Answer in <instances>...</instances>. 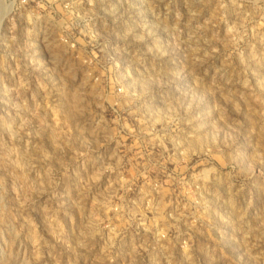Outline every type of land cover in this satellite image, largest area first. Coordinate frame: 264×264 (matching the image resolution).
<instances>
[{
    "label": "rangeland",
    "instance_id": "rangeland-1",
    "mask_svg": "<svg viewBox=\"0 0 264 264\" xmlns=\"http://www.w3.org/2000/svg\"><path fill=\"white\" fill-rule=\"evenodd\" d=\"M0 264H264V0H0Z\"/></svg>",
    "mask_w": 264,
    "mask_h": 264
}]
</instances>
